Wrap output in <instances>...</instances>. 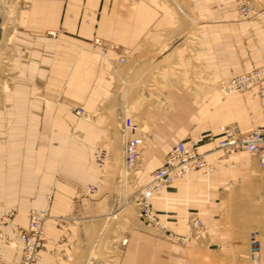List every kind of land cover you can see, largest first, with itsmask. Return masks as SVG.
Instances as JSON below:
<instances>
[{
	"label": "crops",
	"instance_id": "crops-1",
	"mask_svg": "<svg viewBox=\"0 0 264 264\" xmlns=\"http://www.w3.org/2000/svg\"><path fill=\"white\" fill-rule=\"evenodd\" d=\"M178 1L191 16L160 0H0L11 6L7 14L0 6V216L13 210L12 226L26 227L30 210L52 194L37 264H193L205 249L246 255L253 231L264 241V167L256 155L219 148L220 125L242 134L264 125L256 88L227 94L219 84L264 68V0H249L261 8L258 19L240 14L235 0ZM186 44L188 59L180 55ZM186 63L193 67L178 75L197 79L192 92L182 78L152 87L156 74ZM124 87L138 124L151 129L138 181L148 182L182 140L196 142L212 165L209 174L199 169L154 192L152 211L188 237L184 244L148 223L133 227V216L122 233L119 212L107 214L121 208L126 187ZM78 107L90 117L77 119ZM100 143L110 149L108 168L93 159ZM186 216L201 219L199 234ZM4 230L17 246L0 251L7 264H19L18 237Z\"/></svg>",
	"mask_w": 264,
	"mask_h": 264
},
{
	"label": "built area",
	"instance_id": "built-area-1",
	"mask_svg": "<svg viewBox=\"0 0 264 264\" xmlns=\"http://www.w3.org/2000/svg\"><path fill=\"white\" fill-rule=\"evenodd\" d=\"M177 9L184 13L183 8L176 0H171ZM237 10L247 17H259L261 9L258 10L249 0H235ZM103 44L99 39L95 41ZM117 63H125V57H118ZM114 67V66H113ZM221 88L230 94L237 91H245L256 88L261 106L264 108V68L256 67L236 74L221 81ZM78 115H83V108L76 110ZM121 129L123 133L122 170L121 179L128 188H133L134 177L139 170L142 159V151L145 146L144 129L127 112L122 118ZM223 138L219 141V148L226 155L237 153H249L256 155L260 164L264 167V125L254 128L250 133L242 134L234 127L221 126ZM97 164L104 167L108 162L109 153L104 146H99L95 151ZM203 169L206 174L212 169L205 152L201 151L196 142H177L167 153L165 160L152 175V178L141 187L125 192L121 208L135 204L139 209L142 222L148 223L168 239L184 244L188 237L174 233L168 225L158 219L152 211V199L154 192L158 189L171 185L177 178L183 177L190 172ZM94 185L88 188L89 193L95 190ZM136 188V187H135ZM118 211L112 216L117 217ZM50 217L49 207L33 208L28 214L26 227L12 226V213L0 216V247L17 246V242L4 230L12 227L18 237L21 257L19 264H37L40 251L46 241V223ZM188 230L193 234H199L203 229L201 219L193 216L185 218ZM249 256L257 260L260 254V240L257 233H252L249 240ZM0 264H7L4 255L0 251Z\"/></svg>",
	"mask_w": 264,
	"mask_h": 264
},
{
	"label": "rangeland",
	"instance_id": "rangeland-1",
	"mask_svg": "<svg viewBox=\"0 0 264 264\" xmlns=\"http://www.w3.org/2000/svg\"><path fill=\"white\" fill-rule=\"evenodd\" d=\"M161 2H164V3H166V4H168L169 6H171L175 11H176V13L178 14V15H181V16H184L183 14H187V16L189 15V16H191L190 15V13H187L185 10H184V8L179 4V1L178 0H176L177 2H178V4L183 8V10H184V13H182V12H180L178 9H177V7L174 5V3L171 1V0H160ZM27 7L29 6V3H26L25 4ZM1 6V9H4V11H5V14H7L6 13V11L9 9V8H11V6H9L8 5V3H6L5 5H0ZM261 8H258V10H260ZM185 14V15H186ZM185 17V16H184ZM261 17V15L259 16V17H254V18H260ZM8 20H7V22L8 23H10L11 24V22H12V17H10V18H7ZM187 19V18H186ZM193 29H194V27L193 28H190V30H189V33L191 34L190 36H192V34H193ZM100 40V39H99ZM181 40H183V39H180L179 41H181ZM96 40H93L92 42H93V44L94 45H98V43H96L95 42ZM102 42H104L105 43V41L104 40H101ZM179 41H176L175 43H179ZM104 43L103 44H101V45H104ZM100 45V44H99ZM109 45H112L114 48L117 46V47H119V45L118 44H114V43H110ZM183 47H184V44H183ZM189 45L188 44H186V46H185V49H184V51H182L181 50V56L182 55H186V57H187V59H188V56H192L191 54V52L189 51ZM186 59V60H187ZM190 67V68H192L193 66H191V64H188V63H186V64H181V65H176V66H173V70H169V71H167L166 73H164V72H159L158 74H156V76L154 77L155 79L153 80V82H152V87H154L155 85L157 86H161V87H163V88H165L167 85H169V84H172V83H175L177 80H181V78L185 81V84L190 88V92H192L191 91V87L190 86H193V87H195L196 85V83H198V81H197V79L195 80L194 78H193V76L192 75H186V76H181V75H178L179 73H178V70L179 69H183V68H187V67ZM170 73H172V75H169ZM170 77H172V80H167V79H169ZM219 84H220V87H221V82H219ZM125 85V84H124ZM122 87V86H121ZM122 90H123V88H122ZM122 94H123V98L121 99V101L123 102V104H124V111H125V113L127 112L128 114H130V115H132V117L137 121V118L135 117V109H136V107H133V113L130 111V107H129V104H128V97H127V91L125 92V87H124V91L123 92H121ZM155 97H153L152 99H154ZM155 99H157V98H155ZM162 98H160V99H158V100H161ZM163 105H164V107L166 108V109H168V107L170 106L169 104V98L167 99V97H164V99H163ZM78 108H82V107H78ZM78 108H76V109H74L73 110V113L75 114V116H76V118L77 119H80L81 117H85V118H87V117H90V114L89 113H87V112H85L84 111V114L83 115H78L77 113H76V110L78 109ZM263 108V107H262ZM264 109V108H263ZM84 110V109H83ZM138 122V121H137ZM140 123V122H139ZM141 124V123H140ZM143 127H144V130L146 131V132H149V131H151V129H150V127L148 126V125H143V124H141ZM229 126V125H227V124H224V126ZM221 126H223V125H220L219 126V130H220V127ZM232 127V126H231ZM236 129V128H235ZM122 130V129H121ZM237 130V129H236ZM239 132V131H238ZM121 144H122V149H123V133H122V138H121ZM99 146H104L107 150H108V152H109V158L110 159H108V162L106 163V167L108 168L109 167V165L111 164V153H110V149L108 148V146L106 145V144H104V143H100V144H98L95 148H94V151H93V159L95 160V151H96V149L99 147ZM146 148V144H145V146H144V148H143V150ZM123 151V150H122ZM142 155H143V151H142ZM226 155V154H225ZM95 162H96V160H95ZM141 162H142V159H141V161H140V164H141ZM120 164H119V168H120V172H121V170H122V152H121V159H120V162H119ZM139 170H140V166H139ZM138 170V171H139ZM138 171H137V173H136V175H135V177H134V184H133V188H128V191H125V189H124V192H127V193H129L132 189L133 190H135V189H138L139 188V186L141 187L144 183H141L140 181H138ZM136 187V188H135ZM51 196H52V194H47V200H48V202H47V204L45 205V206H42V207H50V202H51ZM128 207H126V208H128V209H122V208H119L118 210H114V209H109V211L107 212V214L109 215V216H112V214L115 212V211H118L119 212V214H118V218H119V228L121 229V232L122 233H126L127 232V230L130 228V225H131V223H130V221H129V218H130V216H133V227L136 225V224H138L139 222H142V218L140 217V215H139V209L137 208V206L135 205V204H130V205H127ZM41 208V207H40ZM130 208H132V211L131 210H129ZM33 209V208H32ZM7 213H12V219H13V216H14V211L13 210H10V211H8ZM113 217V216H112ZM114 218V217H113ZM252 233H257L258 234V232L257 231H253ZM252 233L250 234V237H251V235H252ZM258 238H259V240H260V236L258 235ZM249 250H250V245L248 246V252H247V254L246 255H244V256H236V255H234V254H220V253H217V252H214V251H212V250H209V249H205V250H202L201 251V253H198L197 254V262H194V260H193V257L191 256V259H192V261H193V264H264V241H262V240H260V254H259V257H258V259L257 260H253L250 256H249ZM200 251V250H199Z\"/></svg>",
	"mask_w": 264,
	"mask_h": 264
},
{
	"label": "bare ground",
	"instance_id": "bare-ground-1",
	"mask_svg": "<svg viewBox=\"0 0 264 264\" xmlns=\"http://www.w3.org/2000/svg\"><path fill=\"white\" fill-rule=\"evenodd\" d=\"M123 150V149H122ZM140 187V186H139ZM132 205V204H131Z\"/></svg>",
	"mask_w": 264,
	"mask_h": 264
}]
</instances>
